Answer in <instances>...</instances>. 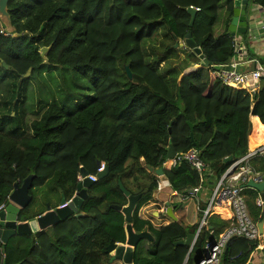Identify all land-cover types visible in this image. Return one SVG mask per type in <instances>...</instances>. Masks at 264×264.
I'll use <instances>...</instances> for the list:
<instances>
[{
	"label": "trees",
	"instance_id": "trees-1",
	"mask_svg": "<svg viewBox=\"0 0 264 264\" xmlns=\"http://www.w3.org/2000/svg\"><path fill=\"white\" fill-rule=\"evenodd\" d=\"M220 1H7L10 24L20 35L0 32V204L7 205L14 183L21 184L30 174L34 200V190L46 183L71 198L80 168L95 174L96 161L103 162L108 173L87 189L81 217L70 216L31 235L16 234L5 245L0 241V264H107L110 241L124 243L126 237L123 214L110 207L128 202L118 179L130 194L143 193L133 221L157 187L149 166L162 168L172 189L181 194L198 181L184 160L175 165L167 161L169 144L175 153L195 147L213 170L208 181L212 186L231 163L224 162L225 157L236 160L264 143V87L251 97L214 78V66L230 63L235 54L226 31L217 36L212 32ZM252 2L264 8V0ZM189 7L195 9L192 25ZM228 9L229 19L231 3ZM188 31L211 65L182 75L199 62L189 50L181 54L174 46ZM44 46L49 47L45 63L40 56ZM28 69L30 75L25 76ZM52 71L71 80L57 90L58 98L38 99L29 121L20 97L35 77ZM251 165L264 173V156L255 157ZM242 193L250 214L260 221L253 203L257 191L243 188ZM30 216L26 209L20 220ZM228 224L212 214L185 264H197L205 241ZM197 227L176 220L153 230L151 257L133 256V261L183 264L189 247L175 242ZM260 239L232 237L221 264H246Z\"/></svg>",
	"mask_w": 264,
	"mask_h": 264
},
{
	"label": "water",
	"instance_id": "water-1",
	"mask_svg": "<svg viewBox=\"0 0 264 264\" xmlns=\"http://www.w3.org/2000/svg\"><path fill=\"white\" fill-rule=\"evenodd\" d=\"M7 1L8 0H0V15H4L8 21V25L12 28L8 27L7 29L10 30V32H14V27L11 26L9 16L7 13ZM232 11L231 16L227 20V29L226 32L231 36L235 37L236 34L240 35H246L245 42H248V35L251 33V30L256 22V18L252 16V14H249L248 9L251 3V0H232ZM188 12L191 14V19L189 22V25H192L195 15V9L193 7L188 8ZM20 34H17L16 32L13 33V36H19ZM184 47L180 48V53H184L186 50H189L190 53L193 56L198 57L199 62L198 63H191L187 68L184 69L182 75H187L195 70H197L199 67L202 66H209L211 65L210 62L207 60V58L204 57L199 47L196 46L195 41L192 39L191 31H188L184 36L183 41ZM175 47H178V42L174 44ZM49 49L48 46H44L40 49V56L43 58V62H47L45 53ZM3 66L6 67V64L3 63ZM220 66L216 65L214 66L215 69H218ZM224 69H228L229 65L222 66ZM125 71L128 75V77L132 78V73L130 72L129 66H125ZM30 72V69H28V72H26L25 76H27ZM190 126V137L193 139V132H192V125ZM170 132V129H169ZM175 156V150L172 146V144H169V147L167 149V159H172ZM232 160V156H227L223 159L224 162H229ZM97 167H99L100 162L96 161ZM149 172H154L157 176H162L164 174L162 168H157L153 170L152 167H148ZM108 173V168L105 166L104 170L101 172H98L96 174L97 180L103 179ZM89 172L84 168H80V177L81 179L78 180L76 184V189L70 200L68 201L67 205L60 207V205L64 204L66 201V196L62 193L60 198L59 207H55L53 209L50 208V205L46 204V211L43 214H40L34 218L28 219L26 221H21L20 218L23 215V211L26 209H31V204L33 201L32 195L29 193V190L32 187V179L34 177L33 174L28 175L23 179L21 184H18V182L14 183L13 190L9 194L8 198L10 202L5 206L4 209L0 210V241L3 245H5L9 238L15 236L16 234H25V235H31L37 231L44 230L55 223L65 220L66 218L70 216L74 217H81L83 213L78 212L81 208L84 200L87 198V189L93 185L95 181H92L88 177ZM118 186L123 192V194L127 197L128 202L124 206L111 204L110 207L112 209H115L117 211H120L123 216L124 220L126 222L125 225V242L121 244L113 243L110 241L108 244L106 250L108 252H113L111 260H120L123 264H133V248H136L137 245L141 240L148 239L151 240V236L147 231H140L135 232L132 229L131 226V220H132V213L136 207V204L138 200L141 198L142 193L137 194H130L129 191H127L123 184L121 183V180L118 179ZM243 188H251L256 190L261 194V196L264 198V173L260 177L259 180H254L252 176H249L247 181L242 184ZM167 208L166 213L169 215L174 221H176V217L171 212V207L169 206V202H166ZM263 223H264V217L260 221H258L257 226L259 228V233H263ZM209 227L208 229H210ZM193 238V233L187 234L185 239L179 240L175 242L177 245H186L189 247L190 251V245L191 240ZM227 247H225V250ZM189 252L186 255V258L188 256ZM186 260V259H185ZM16 264H20L19 262Z\"/></svg>",
	"mask_w": 264,
	"mask_h": 264
},
{
	"label": "built area",
	"instance_id": "built-area-1",
	"mask_svg": "<svg viewBox=\"0 0 264 264\" xmlns=\"http://www.w3.org/2000/svg\"><path fill=\"white\" fill-rule=\"evenodd\" d=\"M0 32L4 35L8 34L4 29H1ZM238 64L231 62L219 65L220 67L214 70V78L231 89L245 90L253 97L259 80L264 78V64L258 63L252 69H240ZM224 65H229V68L224 69L222 67ZM260 156H264V145L248 150L244 156L231 160L228 168L213 181L212 186L208 184V181L213 176V170L201 159L199 151L195 147L190 148L186 152L175 153L172 159H167L172 165H175L177 160H184L198 175V181L195 186L189 188L183 194L174 192V194L179 196V201L182 200V196H185V198L197 197L202 190L210 192V196L203 199V201L207 202L205 208H201L200 203L202 201L200 199L196 201V210L201 216L199 217L200 220H198V227L193 233L190 249L194 246L201 228L207 226L208 218L213 214L214 205L228 208L231 213L230 217L221 218L229 221L228 226L218 236L205 241L197 264H221L222 256L226 251L225 247H227L232 237H244L249 240L264 238V223L263 233L260 234L257 226L258 221L250 217L246 205V196L242 193V184L247 181L249 176H252L254 180H259L262 176V173L254 171L251 165V161L255 157ZM104 168L105 164L100 162L96 173L88 174V177L92 181H96V174L103 171ZM80 179L81 177L78 175V180ZM157 188H160L159 185ZM69 200L70 198L66 199L65 203L60 205V207L67 205ZM7 202H10L8 197ZM253 203L256 207L262 209V213L258 217H264V198L259 192L253 199ZM5 206L4 203H1L0 210L4 209ZM258 248L261 249L262 246L258 244L256 249Z\"/></svg>",
	"mask_w": 264,
	"mask_h": 264
},
{
	"label": "crops",
	"instance_id": "crops-1",
	"mask_svg": "<svg viewBox=\"0 0 264 264\" xmlns=\"http://www.w3.org/2000/svg\"><path fill=\"white\" fill-rule=\"evenodd\" d=\"M229 3H231L233 5L232 0H221L218 3L217 19L215 21V24L213 25V29L219 23V30L217 31V33H215L212 29L214 36L222 34L227 29V19L229 17V9H228ZM218 12H220V18L218 16ZM248 12H249V14H252V16L254 18H256V22H255V24L251 30V33L248 35V42L245 43L244 38L246 36L243 37L240 34H236L235 37H232L234 44H235V54L232 57V59L230 60V63L231 62L232 63H234V62L239 63L238 66L240 69H243V68L252 69L258 63L264 64L262 61V60H264V29H263V26H264V8L258 4L253 3L251 0ZM179 41H181V40H178V42ZM182 43H183V41H182ZM262 87H264V80L260 79L258 82V85H257V89L254 92L253 96L257 95ZM254 102H255V99L251 98V107L253 106ZM257 131H259L261 133L260 129H257ZM261 141L264 142V138H262ZM263 145H264V143L261 146H263ZM153 175L155 176V179L157 181V186L159 185L160 188L156 187V189L152 193L151 199H149L146 203H144L142 206H140L138 208L137 219L133 220V221L131 220V226H132L133 231H135V232L147 231L149 233V235L151 236V240H148V239L141 240L139 242V244L137 245V247L133 248L134 257L137 256L138 258H140V257L141 258H150L151 257V255H150L151 250H152V247L155 243V235L153 233V230L160 229L161 227H163V226L169 224L170 222L174 221L166 213V208H167L166 202H169V206L171 207V212L173 213V215L175 217H176V215L174 213L175 209L179 207L178 204L180 203V201L178 199L179 196L177 194H174V192L176 190L172 189L167 177L164 174L162 176H157L154 174V172H153ZM43 187L46 190L52 191V189H53V192L54 191L58 192L60 194V198H61V194H62L61 189L52 187L50 185V183H46L45 185L36 188L34 190V199L35 198L43 199L42 201H43V204L45 205V207L40 208V207L36 206V207H34V209H30L31 216L28 219H31L33 217H36L40 214L45 213V211L47 209L46 208L47 203L50 205L51 209H53L55 207H59V203H60L59 196L57 199V197L52 196V195H54L52 192L50 194L46 195L42 191ZM66 199H68V198H66ZM171 199L174 200V203H175L174 206H172V204H171V202H172ZM217 206L213 207V214L218 215L220 218H225V217H222L220 214H218L214 211V208H216ZM218 210H219V212L223 213L227 217H229L231 215L230 210L228 208L219 206ZM28 219H25L23 221H26ZM178 219H176V220H178ZM224 220H226V219H224ZM181 221L185 225H193V224L198 223V221L197 222L196 221H187L185 219V215ZM260 240L261 241L259 244L262 246V248L261 249L260 248L255 249L251 253L250 258L246 264H264V238H261ZM117 244H121V243H117ZM190 251H191V249H190ZM190 251L188 250L189 253H190ZM109 254L112 256L113 252H109ZM188 256H189V254H188ZM188 256H187V258H188ZM187 258L185 257L186 260H187ZM134 260H135V258H134ZM186 260H184L183 264H185ZM107 264H123V263L120 260H113V261L111 260ZM133 264H135L134 261H133Z\"/></svg>",
	"mask_w": 264,
	"mask_h": 264
},
{
	"label": "rangeland",
	"instance_id": "rangeland-1",
	"mask_svg": "<svg viewBox=\"0 0 264 264\" xmlns=\"http://www.w3.org/2000/svg\"><path fill=\"white\" fill-rule=\"evenodd\" d=\"M218 16L220 18V12H218ZM0 21L2 23V25L4 26V30L7 31V33H10V30H12V28L8 25V21L6 19V17L4 15H0ZM8 26L9 28H11L10 30H8L9 28L6 27ZM8 28V29H7ZM219 30V23L214 27L213 31L215 33H217V31ZM157 43V42H156ZM178 47L183 48L184 44L182 43V41L178 42ZM182 54V53H181ZM28 72V70H27ZM30 75V72L27 76ZM68 75L66 74L65 77H61V75L57 72V71H52L51 74L46 73H42V77H35V79H33L30 84L27 85L26 90L24 91V98L21 96V104L27 108V120L31 121L33 118V115L31 114V109L36 110L38 108V99H43V98H49L52 99V97L54 98H58V92L57 90H59L61 87H64V81L66 79L71 80L69 77H67ZM13 114V113H11ZM258 147V146H257ZM249 150H253L250 149ZM43 193H45L46 195L50 194L51 192L54 194L52 196L57 197L59 196V200H60V194L58 192H53L46 190L44 187L42 188ZM58 193V194H57ZM258 195V193H257ZM51 196V197H52ZM210 196V192L208 191H201L198 193L197 197H186L182 196V200H180V203L178 204V208L175 209V215L177 217L178 220H182V218H184L185 215V219L187 221H198L199 217L201 216V214L196 210V201L197 199H200L203 203H207L206 201H203V199H206ZM43 199H39V198H35L32 201L31 204V209H34V207H40L43 208L45 207V205L43 204ZM172 202V206H174V200L171 199ZM216 206V205H214ZM248 210V208H247ZM248 213L250 215V217L254 219V217L250 214L249 210ZM257 213L258 215L262 213V209L257 207ZM200 220V219H199ZM199 222V221H198Z\"/></svg>",
	"mask_w": 264,
	"mask_h": 264
},
{
	"label": "bare ground",
	"instance_id": "bare-ground-1",
	"mask_svg": "<svg viewBox=\"0 0 264 264\" xmlns=\"http://www.w3.org/2000/svg\"><path fill=\"white\" fill-rule=\"evenodd\" d=\"M168 186V185H167ZM163 188V187H162ZM165 188V187H164ZM170 191V190H169ZM218 207L219 206H217L216 208H214V211L216 212V213H218V214H220L222 217H225V218H228L226 215H224L223 213H221V212H219V210H218ZM231 214V213H230ZM230 217V216H229Z\"/></svg>",
	"mask_w": 264,
	"mask_h": 264
}]
</instances>
